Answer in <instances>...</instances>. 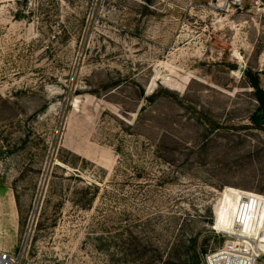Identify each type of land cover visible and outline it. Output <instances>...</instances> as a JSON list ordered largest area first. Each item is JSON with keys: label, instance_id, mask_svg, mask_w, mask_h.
I'll return each instance as SVG.
<instances>
[{"label": "rangeland", "instance_id": "1", "mask_svg": "<svg viewBox=\"0 0 264 264\" xmlns=\"http://www.w3.org/2000/svg\"><path fill=\"white\" fill-rule=\"evenodd\" d=\"M249 77L264 0H0V251L205 264L264 195Z\"/></svg>", "mask_w": 264, "mask_h": 264}, {"label": "built area", "instance_id": "2", "mask_svg": "<svg viewBox=\"0 0 264 264\" xmlns=\"http://www.w3.org/2000/svg\"><path fill=\"white\" fill-rule=\"evenodd\" d=\"M224 1L229 5L240 6L247 0ZM260 214L264 216V195L240 191L233 229L230 232H222L226 235V241L205 257V264H258L264 258V249L260 239L253 235L250 226L256 224ZM213 230L216 231L214 227ZM0 264H17V262L12 255L0 251Z\"/></svg>", "mask_w": 264, "mask_h": 264}, {"label": "bare ground", "instance_id": "3", "mask_svg": "<svg viewBox=\"0 0 264 264\" xmlns=\"http://www.w3.org/2000/svg\"><path fill=\"white\" fill-rule=\"evenodd\" d=\"M236 192H238V195H237V197L235 199V203L237 204L238 198L240 196V191H236ZM246 193H250V192H246ZM222 202H223V194H222L221 203H220V205H219V207L217 209H220V206L222 205ZM235 212H236V210H235ZM235 212H234V214H235ZM219 216H220V218H222L223 221H226V222H224V224H222L219 227L220 230L225 231V232L232 231L233 226H234L233 225V223H234V215L232 216V218H233V220H232L229 217V214L227 212H224L223 210H220ZM229 221H230V224H229ZM263 221H264V216H262L261 214L258 215L257 220H256V224L254 226L251 225L250 229L253 230V235H256V238L260 239L261 246L264 249V238L262 236H260V233H259V227L261 225H263ZM263 228H264V225H263ZM214 229H215V227H214Z\"/></svg>", "mask_w": 264, "mask_h": 264}, {"label": "trees", "instance_id": "4", "mask_svg": "<svg viewBox=\"0 0 264 264\" xmlns=\"http://www.w3.org/2000/svg\"><path fill=\"white\" fill-rule=\"evenodd\" d=\"M250 84V87L252 88L253 96L256 101V103L259 105L257 111L251 116V122L255 126H260L262 124L261 119V112L264 113V90L260 88L258 78H247ZM264 115V114H263ZM204 253H202L201 256H203Z\"/></svg>", "mask_w": 264, "mask_h": 264}]
</instances>
